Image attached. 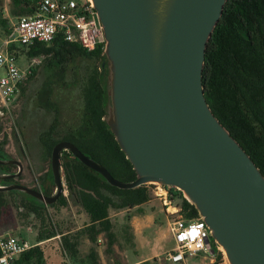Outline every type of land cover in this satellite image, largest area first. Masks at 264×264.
I'll return each instance as SVG.
<instances>
[{
	"label": "water",
	"instance_id": "1",
	"mask_svg": "<svg viewBox=\"0 0 264 264\" xmlns=\"http://www.w3.org/2000/svg\"><path fill=\"white\" fill-rule=\"evenodd\" d=\"M103 27V121L132 166L122 182L69 142L57 143L48 176L55 191L3 183L44 207L63 192L61 154L120 190L174 188L192 205L228 264H264V176L207 104L205 52L227 0H89ZM17 174L20 162L6 158ZM1 171V170H0ZM211 245V243L209 244Z\"/></svg>",
	"mask_w": 264,
	"mask_h": 264
},
{
	"label": "trees",
	"instance_id": "2",
	"mask_svg": "<svg viewBox=\"0 0 264 264\" xmlns=\"http://www.w3.org/2000/svg\"><path fill=\"white\" fill-rule=\"evenodd\" d=\"M12 2L19 10L16 15L31 13L27 2ZM102 52L101 49L87 52L77 45L64 42L60 37L50 44L35 43L28 47L26 55L29 59L39 56L47 58L49 68L62 75V80L67 68L75 65L74 77L81 86V108L60 123L57 118L59 108L52 100L51 84L43 86L37 95V104L39 108L53 112L55 117L40 135V142L49 156L57 143L69 142L100 163L115 179L130 182L135 179V172L102 119L105 105V76L100 68ZM35 73L33 69L27 82ZM202 86L213 115L264 176V0H227L207 45ZM24 91L25 86L21 88V96ZM5 156L0 145V158ZM61 164L67 196L62 195L50 207L56 204L66 207L71 203L80 208L88 223L66 234L49 224L51 230L40 231L37 239L40 242L59 236L61 248L74 264H97L99 256L93 247L87 255H81L80 239L83 237L93 246L101 235L107 240V246H112L115 232L110 211L139 209L149 200L147 186L130 190L109 186L66 151L61 154ZM6 169V166H0L2 172H7ZM47 181L44 182V196H50L54 190L52 178L48 176ZM6 194L9 193L0 192V216L7 205ZM22 195V206L27 215L39 219L44 215L49 223V216L45 213L47 208ZM170 196L180 199L179 205L185 219L199 218L195 208L183 198L181 192L170 188ZM126 219L129 221L130 216L127 215ZM31 261L43 264V252L39 246L19 256L17 264H29ZM139 264L150 263L144 261Z\"/></svg>",
	"mask_w": 264,
	"mask_h": 264
},
{
	"label": "rangeland",
	"instance_id": "3",
	"mask_svg": "<svg viewBox=\"0 0 264 264\" xmlns=\"http://www.w3.org/2000/svg\"><path fill=\"white\" fill-rule=\"evenodd\" d=\"M15 47L18 64L25 68L29 59L26 55L28 47H21L18 43ZM31 59L39 61L34 69L35 75L25 83L23 95H20L13 104L11 117H0V145L6 158L16 160L22 165V179L18 182H29L32 187L38 188L43 187V183L47 181L50 166V156L41 145L40 135L52 124L55 115L53 112L39 108L37 95L44 85L51 84L52 100L59 108L57 117L59 123L64 121V118L73 116L75 110L81 108L82 97L81 86L74 77L75 65L67 68L62 80L60 79L62 75L57 74L55 69L49 68L47 58L39 56ZM97 66L99 67V62ZM63 183L65 184L64 178ZM147 189L149 200L139 209L110 211L109 217L111 216L115 232V242L112 246L108 247L107 240L101 235L93 246L82 237L80 239L82 256L87 255L93 247L102 264H128L139 260L148 261L150 264H172L166 260L167 253L175 248L169 224L177 216H171L166 212V207L154 195L153 185H147ZM62 195L66 197L67 191ZM23 199L21 195H5L7 205L0 216V234L23 237L31 242L33 236L26 234V229L49 231L51 224L58 232L67 233L79 230L88 223L80 208L71 203L66 207L57 204L48 207L45 211L49 216L48 223L44 215L42 219L27 215V211L22 206ZM172 199V206H179L180 199L177 196ZM127 215L130 216L129 221L126 219ZM210 243L214 248V242L211 240ZM47 246L46 250L53 251L54 254L62 251L58 239L48 243ZM208 258V254L201 252L197 257L189 258V264H204Z\"/></svg>",
	"mask_w": 264,
	"mask_h": 264
},
{
	"label": "built area",
	"instance_id": "4",
	"mask_svg": "<svg viewBox=\"0 0 264 264\" xmlns=\"http://www.w3.org/2000/svg\"><path fill=\"white\" fill-rule=\"evenodd\" d=\"M29 4L31 13L15 17L9 23L8 33L0 40V117H11L12 107L21 95V88L39 63L27 59L22 68L18 64L17 48L35 43L50 44L60 37L87 52L104 49L103 27L97 12L89 0H23ZM154 187V195L166 207V212L177 217L169 224L175 248L167 253L166 260L172 264H189V258L203 252L209 255L205 264H228L217 250L210 254L209 231L200 218L185 219L181 206H172L170 187ZM64 194L66 187L64 184ZM170 209L172 211L170 212ZM29 249L21 238L0 234V264H17V259ZM61 264H74L64 253Z\"/></svg>",
	"mask_w": 264,
	"mask_h": 264
},
{
	"label": "crops",
	"instance_id": "5",
	"mask_svg": "<svg viewBox=\"0 0 264 264\" xmlns=\"http://www.w3.org/2000/svg\"><path fill=\"white\" fill-rule=\"evenodd\" d=\"M19 1L20 0H17V2ZM18 11H19L18 8L13 5L12 0H0V40L8 33V27H9L10 21H12L15 17H18V15H16ZM25 231H26V234L33 236L32 241L28 242L23 237H21V239L28 244L29 249L34 246H39L41 248L43 252V263L44 264H61L63 262V254H64L63 249L60 253L57 252L55 254L53 251H50L48 249L46 250V248H48L47 246L48 243L57 241V239L59 241V238H60L59 236H57L56 239H48V240L39 242L37 237L40 231L30 230V229H26ZM141 262H143V260L134 261L128 264H139ZM29 264H34V262L31 261ZM100 264H102V262Z\"/></svg>",
	"mask_w": 264,
	"mask_h": 264
},
{
	"label": "flooded vegetation",
	"instance_id": "6",
	"mask_svg": "<svg viewBox=\"0 0 264 264\" xmlns=\"http://www.w3.org/2000/svg\"><path fill=\"white\" fill-rule=\"evenodd\" d=\"M35 69V68H34ZM0 160H6V158H0ZM21 164V163H20ZM7 167V169H6V171L7 172H2V171H0L1 172V174H17V172H18V170L16 171V166H12V165H7L6 166ZM18 169V168H17ZM20 179H22V172L20 173V175L19 176H16L15 178H13V179H7V180H2V181H0V187L2 186V184L3 183H19L18 181L20 180ZM63 179V178H62ZM19 184H22L23 186H26V187H28V188H30V187H32L31 185H29V182L27 183V182H20ZM44 185H45V183H43V187H38V188H34V187H32L31 189H34V190H36V191H40L42 194H43V191H44ZM63 186H64V183H63ZM54 189H55V187H54ZM54 191V190H53ZM52 191V193H51V195L54 193ZM63 191H64V187H63ZM4 193H9V194H15V195H21V196H23L21 193H18V192H4ZM63 193V192H62ZM50 195V196H51ZM62 195V194H61ZM60 198V197H59ZM58 198V199H59ZM24 200V199H23ZM46 208H48V207H46Z\"/></svg>",
	"mask_w": 264,
	"mask_h": 264
}]
</instances>
